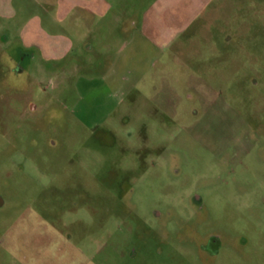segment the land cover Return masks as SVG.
I'll list each match as a JSON object with an SVG mask.
<instances>
[{"label":"rangeland","instance_id":"obj_1","mask_svg":"<svg viewBox=\"0 0 264 264\" xmlns=\"http://www.w3.org/2000/svg\"><path fill=\"white\" fill-rule=\"evenodd\" d=\"M207 1L178 2L177 27L154 0L136 2L168 46L110 116H95L106 86L86 93L81 114L80 74L47 71V30L64 24L52 22L54 0H0V264H255L264 0ZM20 43L34 47L22 73Z\"/></svg>","mask_w":264,"mask_h":264},{"label":"crops","instance_id":"obj_2","mask_svg":"<svg viewBox=\"0 0 264 264\" xmlns=\"http://www.w3.org/2000/svg\"><path fill=\"white\" fill-rule=\"evenodd\" d=\"M138 1L140 3V0H122L123 3L121 2L120 5L126 4L125 8L120 6L118 12L113 14L110 10L113 9L114 4L118 5L117 2H120L118 0H54L52 8L56 10V14L51 17L52 22L61 20L64 24L61 31H54L53 28L47 30L49 34L46 41L45 59L47 71L52 75L61 74L62 76L75 70L80 74L77 86L82 84L84 92L79 90L80 102L74 107L79 110V113L89 115L87 112L89 107H86L84 103L86 93L106 86L107 88L98 90H103L101 95L97 94L93 98L95 112L90 115L110 116L147 77L148 71H151L158 64L157 62L163 59L168 44L161 42L160 39L167 37L168 33H161L158 29L151 30L147 23L150 20L148 3L143 6L141 14L137 15L135 4ZM154 1L153 4L157 8L160 7L159 11H162L161 14L166 17L172 27L178 26V2H186L187 6L191 2L203 8L208 2L207 0ZM198 16V11L183 16L182 19L186 21L184 20L182 29L188 28ZM7 18L10 17L0 12L1 20ZM177 33L170 34L176 35ZM152 34L159 37L158 41ZM27 47L22 43L14 47L16 60L18 56L21 57V61L26 59L24 53L27 52ZM134 53L137 54V62H134ZM16 60L13 61L18 68L17 71L22 73L23 70L17 66ZM56 63L59 65L50 70V66ZM100 122L94 119L89 124L95 126ZM256 253L255 264H264L262 245ZM238 256L240 257L241 254ZM239 260L242 264H246L245 260L241 258Z\"/></svg>","mask_w":264,"mask_h":264},{"label":"flooded vegetation","instance_id":"obj_3","mask_svg":"<svg viewBox=\"0 0 264 264\" xmlns=\"http://www.w3.org/2000/svg\"><path fill=\"white\" fill-rule=\"evenodd\" d=\"M20 58H21V57L18 56V58H17V62H18V61H21ZM17 66H18V63H17ZM18 67H19V66H18ZM16 69L18 70L17 67H16ZM211 239H212V243H213L214 245H216L215 247H217V248H215V251H213L211 254L217 256V255H219V253H220L221 242H219V241L217 242L218 237L215 236V235L212 236ZM203 249H204V246H203Z\"/></svg>","mask_w":264,"mask_h":264}]
</instances>
